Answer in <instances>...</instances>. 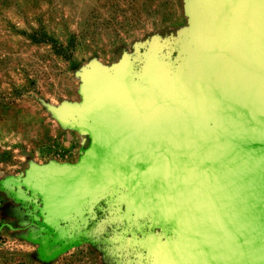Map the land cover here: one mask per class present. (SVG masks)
<instances>
[{
    "label": "rangeland",
    "instance_id": "obj_1",
    "mask_svg": "<svg viewBox=\"0 0 264 264\" xmlns=\"http://www.w3.org/2000/svg\"><path fill=\"white\" fill-rule=\"evenodd\" d=\"M197 72L212 114L261 80L264 23L247 0H0V264H159L153 246L184 240L135 186L88 167L108 90L154 102L153 75ZM190 116L184 98L165 123L185 147Z\"/></svg>",
    "mask_w": 264,
    "mask_h": 264
},
{
    "label": "water",
    "instance_id": "obj_2",
    "mask_svg": "<svg viewBox=\"0 0 264 264\" xmlns=\"http://www.w3.org/2000/svg\"><path fill=\"white\" fill-rule=\"evenodd\" d=\"M247 1L255 19L264 23V0ZM208 79L204 72L184 81L155 74L154 102L134 88L108 90L97 105L105 120L97 133L102 145L88 168L93 180H121L135 186L124 188L136 192L142 209L161 206L164 217L181 222L184 240L153 246L159 264H180L171 258L174 255L177 260L186 257L185 264H264V74L260 81L247 76L242 89L232 93L216 114L207 104ZM184 98L191 101L189 147L173 126L167 128L171 138L162 148L151 144L152 133L139 136L140 128L145 130L141 121L150 129L168 123L173 107ZM115 128L111 139L108 131ZM130 140L143 151L130 149ZM155 154L165 158L169 171L154 164L146 168ZM196 154L200 158L193 163ZM228 157L233 159L229 163ZM180 159L187 164L180 165ZM196 173L201 175L196 176V189L179 183L184 175L188 184ZM193 196L203 208L182 205Z\"/></svg>",
    "mask_w": 264,
    "mask_h": 264
},
{
    "label": "bare ground",
    "instance_id": "obj_3",
    "mask_svg": "<svg viewBox=\"0 0 264 264\" xmlns=\"http://www.w3.org/2000/svg\"><path fill=\"white\" fill-rule=\"evenodd\" d=\"M141 126L140 127H144V129L145 130H142L141 128H140V131H139V136L141 135L140 133L141 132H143L142 133V135H151V133H152V135H153V138H152V141H155V143L153 144V145H155V146H157V147H159V148H162V146L163 145H166L165 144V142L166 141H169V139L171 138V135H170V133H169V131H168V125L167 124H164V125H162V124H160V123H158V127L157 126H154V127H152L151 129L150 128H148L142 121H141ZM162 126H163V128H162ZM159 129H160V131H159ZM147 131V132H146ZM150 131H153V132H150ZM158 131H159V134H158ZM114 132H116V129H111V130H109L108 131V133H109V135H108V137L109 138H111V139H113V133ZM158 135L160 136V138L158 137ZM142 137V136H141ZM143 139H145L146 137H142ZM165 141V142H164ZM132 142V140H130V143ZM127 146L128 147H130V149H132L133 151H136V152H141V151H143V149H136V148H134L131 144H127ZM168 146V145H167ZM169 148L171 149V151L173 152V153H175V149L173 148V147H171V146H169ZM111 149V148H110ZM110 149H108L107 151H106V153H108L109 151H110ZM178 152V151H177ZM198 153H200V152H198ZM107 157H109V154H107ZM199 154H196V156H195V158H194V161H193V163H197L198 162V160H199ZM229 159V160H228ZM228 159H226V162H228L229 163V161L232 159H230V157H228ZM165 160V158L163 157V156H161L160 154H155L154 156H153V158L146 164V168H148L149 167V165H151V164H154L153 166H155L157 163H159V162H162V161H164ZM233 160V159H232ZM166 161V160H165ZM129 161H128V159H125V161H124V164H127ZM183 162V165H185V164H187L184 160H179V164L181 165V163ZM228 163H226L227 165H228ZM136 169V168H135ZM171 170H172V168H171ZM175 176V175H174ZM196 176H201V175H199L198 173H196V174H194V175H190V181H189V183L188 184H185L184 183V175H183V178L181 179L182 181H180L179 183L180 184H182V182H183V185L185 186V188H189V189H191V190H194V189H196V187H197V185L195 184L196 182H197V180H198V178L196 177ZM174 182H173V184H172V186L173 187H175V188H177L178 187V183L176 182V180H175V177H174V180H173ZM198 183V182H197ZM185 188H184V190H185ZM184 190H182L181 191V193H183L184 192ZM178 205V204H177ZM182 205L183 206H187V208H191V209H193V208H203V206H202V201L200 202L199 201V199L197 198V197H195V196H193L192 198H191V200H189V201H184L183 203H182ZM198 223H199V221H194L193 222V224L196 226V225H198ZM172 259H174V261H175V259H176V261H178L180 264H185L186 263V261H187V259H186V257L184 258L183 256H181V258L180 259H178L177 260V256H175L174 255V258L173 257H171Z\"/></svg>",
    "mask_w": 264,
    "mask_h": 264
},
{
    "label": "flooded vegetation",
    "instance_id": "obj_4",
    "mask_svg": "<svg viewBox=\"0 0 264 264\" xmlns=\"http://www.w3.org/2000/svg\"><path fill=\"white\" fill-rule=\"evenodd\" d=\"M141 124L142 123H140V125L139 126H141ZM162 128H163V126H162ZM159 131H160V129H159ZM159 131H158V134H159ZM161 132V131H160ZM155 143V141H152L151 142V144H154ZM131 145L134 147V148H136V149H141L133 140H132V142H131Z\"/></svg>",
    "mask_w": 264,
    "mask_h": 264
}]
</instances>
